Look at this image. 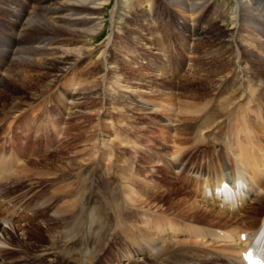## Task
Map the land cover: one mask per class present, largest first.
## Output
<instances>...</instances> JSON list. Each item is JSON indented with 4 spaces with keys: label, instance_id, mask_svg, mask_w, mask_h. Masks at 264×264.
<instances>
[{
    "label": "bare ground",
    "instance_id": "bare-ground-1",
    "mask_svg": "<svg viewBox=\"0 0 264 264\" xmlns=\"http://www.w3.org/2000/svg\"><path fill=\"white\" fill-rule=\"evenodd\" d=\"M163 1H166L173 7L181 8L183 12L190 15L189 19H187L188 21L186 18H183L181 21L176 20L177 17L173 15V18L177 24H179L178 28L187 34L185 35V38L176 45V50H179L178 57L180 69L182 67V62H184V54H180V52L185 51L188 42L191 41L193 43V53L197 55L193 62L190 63L191 69H189V71L187 70L188 72L184 76V82H187L186 85L189 84L190 87L193 88L197 86V92L201 88L206 94H209L210 91L213 92V90L219 92V89L223 90L225 87H230L229 81L224 83L226 80L225 76H227V72L230 69H228V62L224 63V61L225 59L234 56V53H236L238 54V57H234L239 60L248 58L249 60L254 61L253 67L250 66L251 70H246L248 66L244 67L246 69L237 66V78L239 77L240 81L239 83L234 81L233 83H235V85L233 86L235 93H237L240 98L242 97V99L239 100V102L234 103L238 96L237 98H233V94H231L232 97H229V99L233 98L232 102H230V100V103L226 102L228 100L225 101L226 104H229V107L228 111H224V109H221V105L218 107V105L215 104L213 98L209 99L204 104H202L203 101H200L201 105L198 107V104H196L198 103L197 101L193 103L195 100L193 102H191V100L190 102H187L189 100L185 102V99H182V97H186L183 93L176 96L163 90H156L150 86V88L146 87V91L142 92L136 88L127 86L125 87L127 88L125 91L129 92L131 96L137 95L143 102H127L123 107L126 112L144 113L151 111V109H148L144 105L146 103H155L158 101V103L162 104L168 102L167 107L170 112H173L177 116H181V119L182 117H185V123L183 127H181L183 129L180 128L177 129V131L181 134L182 130V133L191 136L192 129H195L193 137L196 139H194V143L187 148L194 151L197 149L201 150V146L221 145L220 147L223 148V152H221L224 153L223 159L232 164L233 168L228 171L224 170L221 161L222 155H220V153L213 154L214 157L208 161V163L193 168L192 172L196 173L197 177L195 176V188L191 192L194 196L197 195L198 189H196V185L198 183L200 185L204 183H215L221 178H233L235 175H241L245 180L250 182L251 187H253L254 190L253 193H257L258 197L256 198V206L248 211L249 214H245L246 216L241 222L243 226L247 227L246 230H253L258 224H260L259 222L262 221H260V215L262 214L261 212L264 211V209H258L264 200V86L261 85V89H259V87H257L258 89H255L256 78H258L259 81L261 79L264 80V57L257 53V50L264 49V0H236V6L232 14L234 19L233 28H235V30H233L234 33L224 36L220 35V33H218L219 35L215 34L217 30L214 26L211 28L208 24L204 27L201 26V24L207 20L206 12L214 3V0H156L155 2L154 0H143V4L152 5L151 12L146 13L143 17H149L152 21H157V18L152 14V10L154 8V11L157 14H162V9L159 8L162 7ZM108 2L109 0H6V4H3V10L10 19L8 20V24H11L8 29L2 30H4L3 32L6 34H12L13 40L9 41L5 39L2 41L4 42V45L0 43V58L5 55H11L13 61L2 71V73H5V76H0V92L10 93L14 91L16 92L17 90L20 91L19 85L10 79V77L17 79V76L18 80H22L23 87L26 85L27 87H25L27 89H33L40 86V90L37 92L35 91L36 93L30 96L27 101H18L6 109L3 106L4 104L0 106V111H2L0 128L7 126L8 129L11 130L10 133H6L4 138L3 136L0 137V187L4 184H10L12 179L9 181L10 178H8V175L13 173L15 167L17 170L21 168L22 165L19 162L24 163L25 167L22 170L17 171L14 181L15 185L21 181H27L29 186L33 188L39 180L56 182L62 178H66V181H68L69 177L73 176V171H71V169L75 167L74 162L70 165L62 163L53 164L56 161H53L52 158L49 159L57 152V149H47L41 155V153L33 150L29 136L19 138L17 135L18 132L14 133V131L23 130H21V124L19 123L22 120L21 117H23V115L24 117L32 115L30 114L32 110H24L26 109L24 107H30L34 103L41 101L42 98L47 99L48 103H51L52 106L48 108L44 105L43 110H41V106L46 103L43 99L39 103V107L34 110L33 122L39 126H44V119L42 117H48L50 119L49 116L51 115V112L57 114L60 111L67 109L69 110V119L74 118L78 121H83L84 123L88 120L84 108H89L91 101V103L96 104L95 101L97 98L93 97L97 95L102 97L103 90H106L107 88L110 89L112 86V80L114 79L115 73L112 71L113 69H111V67H108L110 59L106 56L104 59L98 60L94 65V68L90 67V69L85 71L86 78H83L84 80L82 79L79 83H70L68 87L73 84L71 89L75 90V92L77 90V93L75 94H71L72 92L69 93L68 89L63 88L62 81L75 66H78L85 60L86 56L92 55V46L88 43L98 37L103 29L102 24L99 22L100 18L97 19L96 16L100 15ZM121 2L123 3V0ZM10 11H15L16 14L12 16ZM118 12L119 5L117 4L113 10L112 18H120L121 14L119 16ZM221 16H223V14ZM213 23L214 22H212V24ZM242 26L249 30L243 31V28H241ZM222 34H224V32H222ZM243 34L248 35L247 37H244V39L247 40H242L241 36H243ZM73 35L85 38V41L82 44H74L75 42L72 41H67V43H65L63 37ZM236 35L240 36L236 37ZM154 40L156 41L157 38ZM248 43H251L250 46ZM56 44H58V46H56ZM197 48L199 52H197ZM140 54L142 53L140 52ZM209 54L212 55L209 56ZM205 55H208L209 57L203 58ZM115 62L116 61L114 60L111 61L110 65H119L118 62ZM122 64V67L120 66L121 70L127 72L128 75L137 76L143 81L152 78V73L149 74V72L145 73L144 70L140 71L141 69L130 68L126 61L124 63L122 62ZM162 68L165 69L164 67ZM35 71H37V73ZM176 71L177 72L174 71V75L178 76L179 69ZM230 71L233 70L231 69ZM234 71L236 72V69ZM170 73L172 74L173 71ZM99 74L102 76L99 80L102 81H100V85H95L94 83H96L97 80L95 77ZM87 75L90 79L93 78V81L90 82ZM190 77L192 78L188 83ZM45 80L49 81V83H46L45 85L44 83H41L40 85V82ZM89 82L93 84V86L91 85V89H82L84 83ZM155 82L156 81L153 80L151 83L153 84ZM169 82L171 83V81ZM261 82L263 81L261 80ZM171 86L173 87L174 85L167 84L166 88H170ZM54 90L59 91H55L54 95L49 94ZM122 91L124 90L120 89L119 92ZM104 94L106 95V93ZM118 96L113 98L115 107L121 106L119 105L120 102L117 100L119 99ZM150 99L156 101L153 102ZM226 99H228V97ZM234 99L235 101H233ZM68 101L72 105L69 104L71 108H67L66 106V102ZM223 101L224 100H222V102ZM220 104L222 103L220 102ZM100 112H102V114L95 115V119L94 117H89V122L92 124L96 122V124L98 123L99 125L100 118L105 117L107 113L106 110H102V108L100 109ZM194 121H197V123L195 124ZM30 123H32V121ZM123 126L127 127V125L121 122V120L114 121L111 127L113 128V133L108 136L111 140L110 144L114 146V153L118 155L126 154L127 148L129 147L130 149L134 148L130 136V134H132L131 132H133L132 130H134L132 128L133 126L131 128H125ZM27 127L29 126L26 124L24 127V134L26 130H31L29 128L27 129ZM3 130L4 128H2L0 134L3 133ZM106 130L107 127L102 126V124H100L98 130H93L94 137L92 138V141L96 140L94 143L95 153ZM21 134H23V131ZM39 138V136L32 138V143H36ZM41 138L40 142L42 140ZM21 139H23V141ZM187 141H189V139L182 140L180 138L177 141H174V152L172 153V156H179V158L173 161L165 160L171 165L165 161L162 162L163 164L160 162L163 165V167L161 166L160 168L166 169L168 174L175 170L179 172L181 166L184 165V161L185 166L187 167L193 163V159L195 160L197 156H200L202 153H208L207 151H202L193 155V159L188 156L189 151L184 150L182 153H179L180 150H183V148L186 147L184 145ZM75 143L77 144L79 142L75 141ZM105 147L104 149L111 148L109 145H105ZM32 155H35V157H32ZM37 155L41 156L39 159H35L34 162L36 164H44H40L42 167L36 168L32 176H25V173H27L30 167V159L36 158ZM100 155H103V158H107V151L102 149ZM144 159H146L144 156L143 158H138L134 162L135 166L139 168L141 165L140 163ZM89 162L92 163L90 159ZM85 165H87V162H85ZM76 166H80V168L75 169L78 173L81 171L84 176L88 174V178L83 184L84 190H87L86 186H88V189L91 191L100 189L99 192L103 195V201L107 202L109 199L108 196H112L111 202L109 206H103L100 208L98 219H89L87 221L86 225H90L93 229L92 234L87 235L86 238H72L74 240L66 243L64 247H59V245L61 244L67 227L70 224L71 205H67L65 202L66 205L53 210L50 218L45 220V224L48 227V238L45 240L48 239L49 243L45 249L42 250L43 254H41L42 257H48V259H50L48 260L46 258L47 261H49V264H76V257L77 260L84 264H98L96 260L97 256H100L103 250L107 249V251L110 252L109 250L112 249L113 246H118L119 244H127L129 247L132 246L136 251H129V254L131 255L127 256L128 258L125 259V262H127V260L129 262L132 257L135 255L138 256V253H141L142 257L139 258H142L145 263V258L148 255L155 259H161L164 263L166 262L165 260L170 258L167 255L172 254L175 251H178V253L182 255L181 259L184 260L191 249L190 257H192V259L207 258L208 260H219V264H244L241 255V251L244 249L241 247L239 237L240 234L246 230L240 231L239 225H235V221L238 222L237 215L239 213L221 211L213 204L215 203L213 199L204 201L199 195L191 197L190 199L179 198L174 202V207L179 209V213L194 216V218L190 219L195 224L193 223L194 225L189 230L183 229L184 227L182 228L179 226L158 228L160 222L159 217L153 216L154 214L145 207L147 203L150 204V202L154 200V196L156 197L158 195L157 193L149 190L145 197L142 196L141 198H135L132 197L134 192L129 190L130 192L128 191L127 193L129 195H127V185L132 182V176L130 175L128 180H125L123 177L125 180H123L124 183L121 182V186L117 187V185L113 184L114 180L112 179L115 174V165L112 168V165H109L107 167L109 168V170H107L108 172L101 171L103 166L100 162L93 165L94 167L92 168H89L90 166L81 167L82 165H78V163ZM211 166H214L215 169L213 170ZM129 170V172H131V168ZM96 171H101V174H98ZM213 171L215 173H212ZM59 173L62 175H59ZM119 178L121 179L122 177H118V179ZM184 182H189V179H186V176L184 178L181 176L179 182L177 181V185H182ZM190 183L192 182L190 181ZM101 185L104 188L101 187ZM115 190L117 192H115ZM170 192L159 195L161 198L165 195L169 197ZM260 192L262 193L258 196V193ZM60 193L61 192L55 195H49L54 199L55 196L59 197ZM65 195H67L68 198L73 197V193L70 190L65 192L60 198L65 199ZM91 196L92 195H90V197ZM60 198L56 203L60 201ZM79 198L84 199V195L79 196ZM97 205H94L92 201L89 207L92 209ZM262 205L264 208V204ZM205 206L211 208L204 209L203 207ZM52 207H54V203ZM106 216H111L113 218L112 225L115 223V227L111 229L113 233L115 232V236L108 235L109 239L106 240L107 245H104V237H102L103 233H101V229H103L101 221ZM48 220L50 221L48 222ZM202 221H215V223L223 225L224 230L220 229L219 231H221V233H216L214 231L217 230L206 226L205 223H200ZM4 223H7L6 219L4 220ZM4 229L8 230L9 228L4 227ZM26 236L27 233L24 234V238ZM179 236L192 237V244L196 249L192 250L189 245L177 244V241L181 240ZM209 239L211 242L213 241L214 244H210L211 242ZM8 240L0 239V258H2L0 259V264H14L10 258H6L4 255V253L7 252V247L5 246H8L10 243ZM84 240L95 244V246L91 245L92 247H89L90 249H93L91 252L88 247H82ZM172 244H176L175 247L180 248H177V250L174 251ZM201 244L207 245L206 249L203 250V245ZM12 250L13 249L9 247L8 251ZM82 255L85 258H83ZM119 255H121V258L119 256L121 263L126 254L125 252H121ZM67 256H70V258H66ZM39 258L40 257H37V259ZM123 264L125 263L123 262ZM154 264H157V262Z\"/></svg>",
    "mask_w": 264,
    "mask_h": 264
},
{
    "label": "rangeland",
    "instance_id": "rangeland-1",
    "mask_svg": "<svg viewBox=\"0 0 264 264\" xmlns=\"http://www.w3.org/2000/svg\"><path fill=\"white\" fill-rule=\"evenodd\" d=\"M5 1L6 0H0V43L2 45H4V42L2 41H4L5 39L9 41L13 40L12 34H6L3 32L4 30L8 29L9 25L11 24V23L8 24L9 22L8 20L10 19L7 17L6 12L3 10L4 5L6 4ZM121 1L109 0L107 6L103 9V11H101L100 15L96 16L97 19L100 18L99 22L102 24L103 29H102V33L98 37H96L94 40L88 43L92 46L91 48L93 50L92 55L86 56L85 60L82 63H80L78 66H75L62 81V87L68 89L69 93L72 92L71 94H75L77 93V90L76 92L75 90H72L71 86L73 84L70 87H68L69 84L72 82L79 83V81H81L83 78H86L85 71L90 69V67L94 68V65L98 60L104 59V57L108 56L110 62L114 60L116 61L115 63L117 62L119 63V65L118 64L110 65L109 62L108 67H111V69H113L112 71L115 73L114 79L112 80L113 82L112 86L110 87V89L107 88L106 90H103V95H101L102 97H100V95L93 97V98H97V100L95 101L96 104L91 103L92 102L91 101L89 108L88 107L84 108V112L85 115L88 117V120L84 123L83 121H78L77 119L74 118L69 119L70 115L68 116L69 114L68 109L62 110L57 114L51 112V115L49 116L50 119L48 117H42L44 118L43 125L44 127L46 126V128L41 130V127L39 128V125L35 124L31 119H33L34 110H36L39 107V103L44 99L42 98L41 101L34 103L30 107L27 106L24 107L26 108L24 110L31 109L32 112L30 114L32 115L31 116L29 115L28 117H24L23 115L24 118L21 117L22 120L19 123L21 124V130L23 129L22 130L23 134H21L22 131L20 130L14 131V133L18 132L17 135L19 136V138L20 137L23 138V136L25 135L24 127L27 124V126H29L27 127V129L28 128L31 129L28 131L31 134L30 139H32L33 136H35L36 134L37 135L40 134L41 137L43 136L41 138L42 139L41 142L40 139L37 140L36 143H32L31 140V146H33L32 148L33 150H35V152H39L42 155V153L45 152L47 149H51V150L57 149V152L49 158V159L52 158L53 161H56L53 164L62 163L65 165H70L73 162L75 163V167L71 169V171H73V176L69 177L68 181H66V178H62L56 182H52L48 180H41V181L39 180L36 183V186H33V188L29 186L27 181L24 182L21 181L16 185L14 183L17 171L22 170L25 167L24 163L19 162L22 165L21 168L17 170V168L15 167L13 173L11 175H8V178H11L12 181L10 182V184L5 185V187L7 188L2 189V191L0 192V203H1L0 204V239H4V240L9 239L8 241H10V243L8 244V246H5L7 247V252H5L4 255L6 258H10L14 264H23V263L49 264V261H47L48 257L41 256V254H43L42 250H44L49 243L48 239L45 240L46 238H48L47 235L48 227L45 224V220L50 218V216L53 213V210H56L66 205V203L67 205L68 204L71 205V220L59 247H64L66 243H69L70 241L74 240L77 237H84L86 235H90L93 233V229L91 227L88 228L86 232H84L87 221L89 219H98V212L100 208L103 206H109L112 196H108L109 197L108 201L104 202L102 199L103 195L100 194L99 192L100 189H95L91 191L90 189H88V186H86L87 190L86 189L84 190L83 184L87 180L88 174L84 176L82 175L81 171L78 173V171L75 170L77 168H80V166H76L77 163L78 165H82L81 167L90 166L89 168H92L94 167L93 165L100 162L103 166L101 168V171L103 172H108L107 170H109V168L107 167L109 165H112L111 168L114 167L115 165L114 173L116 175L115 174L113 175L112 178L114 180L113 184L117 185V187L121 186V182L124 183L123 182L124 178L125 180L126 179L128 180V177L131 175L132 179L131 178L130 179L132 180V182L129 183V185H127L128 190H126V194L130 190L134 192L132 197L135 198H141L142 196L145 197L149 190L157 193L158 195L156 197L154 196V200H152L150 204L147 203L145 207L149 209L152 212V214H154L153 216L159 217L160 222L158 224V228L160 227L167 228L168 226H173V227L179 226L182 228L184 227L183 229L189 230L195 224L191 220L192 218H194V216L179 213V209H176L174 207V202H176V200L179 198L190 199L191 197H195L191 192L192 190L190 189L191 187L189 184L190 181L184 182L182 185H177V181L179 182V178H181V176L182 178L185 177V175L183 174L184 169L179 174H176L177 173L176 170L175 171L170 170L171 172H169L170 174H168L166 169H162L160 167L161 166L163 167L162 165L163 161L174 160L173 159L174 157L172 156V153L174 152L173 142L177 141L179 138L182 140L189 139V141H187L186 144L184 145L186 147H184L183 149L185 151H189L188 156L192 159H193L192 157L193 155H196L202 151H207L209 149L213 150V148L211 147V145L205 147L201 146V150L197 149L194 151L191 150L190 148H187L189 147V145L193 144L194 143L193 140L196 139L195 137H193V133L195 132V129H192L191 136L182 133V130H181V134H182L181 135L180 132L177 131V129L183 127L185 123L184 121L185 117H182L181 119V116H177L173 112H170L169 108L167 107L168 102L167 103L164 102L161 104L158 103V101L156 100L150 99L153 102L155 101L156 102L155 103L144 102L146 103L144 105L148 109H151L150 111L151 113L150 112L134 113L131 111L126 112L125 108L123 107L125 103L127 102L140 103L139 101L141 102L143 101L140 99V97H138L135 94H134L135 96H131L129 92L125 91V89H127L125 87L128 86V87L136 88L142 92L146 91V87L148 88L153 87L156 90H163L169 94L171 93L176 96H179L181 93H183L185 94L184 96L187 97V98L182 97V99H185L184 100L185 102L187 100H189L187 102H190V100L191 102H193L195 100L193 103L197 101L198 103L196 104H198V107L199 105H201L200 101H203L202 104H204L209 99L213 98L215 104L218 105V107L221 105V109H224V111H228V107H229L228 103L232 102L233 98H237L238 96L237 98L238 101L237 99L236 101L234 99L233 100L235 101L234 103L239 102V100L242 99V97L240 98V96L237 93H235V89L233 86L235 85V83H233L234 81L236 83L237 82L239 83L240 81L239 77L237 78V71H238L237 66H241V68L243 69H246L244 67L248 66L249 69L247 68L246 70H251L254 61L249 60L248 58L239 60L236 57H234V56L238 57V54L234 53V56L225 59L224 61V63L228 62L229 65L228 69L230 68L228 71L229 74L227 72V76H225L226 80L224 81V83L226 81H229L230 87L229 86L225 87L223 90L219 89L218 91L220 93L217 92V90H213V92L210 91L209 94H206L201 88L197 92L198 89L197 86L193 88L190 87L189 84L186 85L187 82H184V78H185L184 76L189 71V69H191L190 63L193 62L194 58H196L197 55L193 53L194 52L193 43L191 41L188 42L185 51L180 52V54L181 53L184 54L183 56L184 62H182V67L180 69L179 57H178L179 50H176V45L177 43L181 42L182 39H184L185 35L187 34H185L183 31H181L178 28L179 24H177V22L173 18V15H175L177 17V18L175 17L176 20L181 21L183 18H186L187 20L189 19L190 15L188 13L183 12L181 8L173 7L170 4H168L166 1H163L162 7L159 8L162 9L163 13L157 14L153 8L152 14H154V16L157 18V21H152L151 18L149 17L146 18L143 17L144 15H146V13L151 12V7H152L151 4H143V0H125V1L123 0V3ZM155 1L156 0H154V2ZM117 4L119 5L118 15L120 16L121 14V17L118 19L112 18L113 10L115 8V5ZM235 4H236V0L235 1L214 0V3L212 4V6L209 7L208 11L206 12L207 20L204 21L203 24H201V26L204 27L207 24L210 25V28L214 26V28H216L217 30L216 32L215 31L214 32L217 35H219L218 33H220V35L223 36L234 33L233 30H235V28H233L234 19L232 17L233 16L232 14L236 6ZM10 14L14 16L16 12L10 11ZM222 14L223 16H221ZM212 22L214 23L212 24ZM241 28H243V31L249 30L248 28L246 29V27L244 26H242ZM222 32H224V34H222ZM239 36L240 35H236V37ZM247 36H248L247 34H243V36H241L242 40H247L244 39V37ZM155 38H157L156 41L154 40ZM63 40L65 41V43H67V41H72L75 42L74 44H82L85 41V38H82L78 35H73L69 37L65 36L63 37ZM58 44H56V46H58ZM250 44L251 43H248L249 46ZM140 52L143 55L140 54ZM197 52H199V50ZM257 53H259V55L264 57V49L257 50ZM211 55L212 54H209V56ZM209 56L205 55L203 56V58ZM173 57H175L176 59ZM11 58H12L11 55H5L4 57L0 58V76L3 77L5 76V73H2V71L11 64V62L13 61ZM125 61L127 62L130 68L141 69L140 71L144 70L145 73L149 72V74L152 73L151 75L152 78L143 81L140 80L139 77L137 76L128 75L127 72L122 71L120 68V66L122 67L123 65L122 62L124 63ZM161 66L164 67L165 69H163ZM178 69H179V75L178 76L174 75V73L177 72L176 70ZM208 69L211 70L210 68ZM231 69L233 71H230ZM235 69L236 72L234 71ZM171 71H173L172 74L170 73ZM35 72L37 73V71ZM101 77H102L101 74L95 77L97 79L96 83H94L95 85L97 84L100 85L101 83L100 81L102 80L99 79H101ZM191 78L192 77L189 78L188 83L190 82ZM10 79L12 81H15L17 85H19L20 91L17 90L16 92L14 91L10 93L0 92V103H1L0 106L4 104L3 106L5 109L18 101H27L30 96L34 95L38 90H40V86L33 89H27L26 85H25L26 87L25 86L23 87L22 80H18V76L17 79L12 77H10ZM152 79L156 81L153 84L151 83L153 81ZM261 80L263 82H261ZM261 80L259 81L258 78H256L255 89H258L257 87L261 89V85L264 86V80L263 79ZM45 81L40 82V85L41 83H44V85L46 83L47 84L49 83V81L47 80ZM89 81L90 82L93 81V78L91 79L89 78ZM169 81H171V83ZM90 82L84 83L82 89L90 90L91 87L93 86V84ZM167 84L174 86L173 87L171 86L170 88H166ZM120 89H123L124 91L119 92ZM55 91L58 92L59 90H54L52 93L49 94L54 95ZM104 93H106V95ZM231 94H233L232 95L233 98L229 99V97H232ZM116 96H118L119 99L117 100L120 102L119 105L121 106H117V107L114 106L115 103L113 101V98ZM227 97L228 99H226ZM44 100L46 101V103H44L41 106L40 108L41 110H43L44 105L48 108L52 106L51 103H48L47 99ZM222 100L224 101L222 102ZM225 101L228 102L227 103L228 106ZM68 102H66L67 103L66 106L67 108H71L70 107L71 103ZM220 102L222 104H220ZM101 108L102 110H106L107 112L105 117L100 118L99 125L98 123L96 124L95 121H94L95 123L93 124L90 123L89 117H94L95 115H101L102 114V112H100ZM1 118H2V111H0V119ZM116 120H121V122L127 125V127L126 126L123 127L131 128L133 126L132 128L134 129L132 130L133 132H131L132 134H130L132 138V143L134 144V148L133 149L132 148L130 149V147L127 148V153L122 155L121 154L118 155L114 153L115 152L114 146L110 144L111 140L108 138V136L113 133V128L111 127H112V123ZM31 121L32 123H30ZM194 122L195 124L197 123V121ZM100 124H102V126L104 127H107V130L105 132V135H103L102 137V141L100 145L98 144V148L96 149V153H95L94 143L96 142V140L92 141V138L94 137L93 130L95 129L98 130V128H100ZM2 128H4V130L3 133L0 134V137L3 136L4 138L6 133H10L11 130H9L8 127L6 126V127H1L0 131L2 130ZM39 129L41 131H39ZM21 140L23 141V139ZM75 141L76 142L78 141L79 143L76 144ZM105 145H109L111 146V148L104 149ZM202 148H204V150H202ZM102 149L107 151V158H103V155L102 156L100 155ZM205 154L209 158L208 161H210L214 157L213 153L210 154L208 152ZM41 155H37L36 158L30 159L31 161L30 167L27 173H25V176H29V175L32 176L36 168L42 167L40 164H44V163L36 164L34 162V160L39 159ZM143 156L146 159L142 160L139 168L136 167L134 162L138 158L139 159L143 158ZM32 157H35V155H32ZM89 159L92 163L89 162ZM204 159H198V160H204ZM85 162H87L88 166L85 165ZM165 162L171 165L169 162L167 161ZM130 168H131V172H129ZM211 168L213 170L215 169L214 166H211ZM101 171L99 172L96 171V172L98 174H101ZM212 173L215 172L213 171ZM59 175L62 174L59 173ZM46 177L49 178L48 176ZM118 177H122V178L118 179ZM101 187L103 186L101 185ZM68 190H70L73 193V197L68 198L67 195H65V199L60 198ZM59 192H61L59 194V197L55 196L54 199H52L51 196L49 195V194L55 195L58 194ZM115 192L117 191L115 190ZM167 192L171 193V194L169 193V197L165 195L163 196V198H161V196L159 195ZM81 195H84V199L79 198V196ZM90 195H92L91 196L92 198L90 197ZM59 198L60 201L56 203V201ZM92 201L94 205L97 204L98 205L90 209L89 205L91 204ZM39 202L43 205H39ZM53 203H54V207H52ZM262 204H264V200L263 203H261V205ZM261 205L258 207L259 210L264 209L263 205L262 206ZM203 208L205 209L211 207L205 206ZM261 213L262 214L260 215V221L262 220L264 211ZM245 214L246 213L244 211L240 215H237L238 222L235 221V225L236 226L239 225V230H241V228L247 229V227L243 226L241 223L242 219L246 216ZM247 214H249V212H247ZM5 219L9 220V224L4 223ZM50 220H48V222ZM112 220L113 218L111 216H106L101 221L103 225V229H101V233H103L102 237H104V241H103L104 245H107L106 240L109 239L108 235L115 236V232L113 233L111 229L115 227V223H113L112 225ZM200 223H205L206 226L211 228L224 230V226L215 223V221L214 222L202 221ZM4 227H7L9 229L8 230L4 229ZM26 233L27 236L24 238V234ZM180 239L185 241L188 239V241L186 242L187 244L184 245L191 246L190 248H192V250L196 249V247H194L192 244L193 241L192 237L187 236V237H181ZM209 241L211 242L210 239ZM210 244H214L213 241ZM91 245L93 244L86 245L85 247H92ZM9 247H11L13 250L8 251ZM177 248L180 247H174L173 248L174 251L177 250ZM89 250L91 252L93 249L89 248ZM109 251L110 252H108L106 249L107 253L98 260L99 264H123V261L120 263L121 259H119V256L121 258V255H119L121 252H125L126 254L125 257L131 255L129 254L130 253L129 251L136 252L135 249L133 248L131 249V247H129L127 244H119L118 246H113V248L110 249ZM190 255H191V249L187 253L186 259L182 260L181 259L182 255L179 254L178 251H175L174 253L167 255L170 258L168 260H165L166 262L164 263L163 260L155 259L148 255L145 258L146 263L144 260H142V258H140V259H135V261H132L129 264H147V263L154 264L155 262H157V264H170L169 262L171 261L177 262L178 264H187L192 259ZM37 257L40 258L37 259ZM66 258H70V256H67ZM201 259H203L204 262H206V264L220 263L219 260L218 261L208 260L207 258H201ZM75 263L84 264L83 262L81 263L79 260H77V257L75 259Z\"/></svg>",
    "mask_w": 264,
    "mask_h": 264
}]
</instances>
